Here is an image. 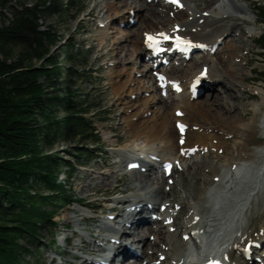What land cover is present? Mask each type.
<instances>
[{
    "label": "bare ground",
    "instance_id": "1",
    "mask_svg": "<svg viewBox=\"0 0 264 264\" xmlns=\"http://www.w3.org/2000/svg\"><path fill=\"white\" fill-rule=\"evenodd\" d=\"M129 1H132L133 8L125 7ZM225 1L228 5L222 6L225 3L223 2L212 9L217 3L215 0H177V3L170 0L142 2L109 0L107 9L111 12L113 22L122 23L121 18L119 19L122 11L120 13L119 8L125 7L123 12L126 11L130 15H127V21L138 17L137 24L141 30L140 34L131 33L122 41L114 40L109 51L112 54L117 52L119 44L129 42L130 37H134V42L131 43L130 63L137 69L138 60L148 59L149 65L143 69L144 71L139 69L143 72H137L138 69L130 70V74L135 73L139 77L148 78L147 83L137 87V90L129 89V84L133 80L123 84L116 81L114 84L113 92L117 93L127 111L124 124L128 136L132 142L139 143L135 149L125 146L115 152L119 164L114 165L126 164V169L122 173L130 174L134 183L138 185H134L133 188L137 192L135 195H130L126 199L124 196L123 198L111 196L105 201V206L98 207L102 212L104 211L102 209L110 210L114 206H127L122 213L114 212L113 217L103 215L104 218L100 219L104 232L108 234L102 236L98 244L97 252L103 254L99 264H114L118 259L128 258L125 254L122 255L127 252L121 245L123 240L129 241L131 246H135V250L142 246V250L133 257L140 261L144 256L142 264H192L195 257L193 252L189 251L188 244L197 238L208 241L210 237L228 226L233 227V231L230 232L231 237L226 245L223 244L227 249L225 254L227 259L225 256L205 259L203 264H264V87L263 85L255 87L253 92L258 95L259 101L248 110L231 94L239 88L238 84L245 82L243 74L240 75L243 66L237 70L234 62L240 57L230 53L225 60L218 59L217 62L214 59L217 52L224 48L222 46L229 37L232 35L233 38V34H237L241 27H250L248 23H255L256 17L251 13L247 0ZM178 4L183 8L181 11L177 9ZM230 8L233 11L231 13L228 12ZM171 14L172 20L169 17ZM159 33L179 35L191 42L193 44L191 49L201 56L200 61L194 60L196 64L193 62L186 67L185 64L193 59V54H177L176 48L170 42L162 45L170 50L156 55L147 48L145 41L146 34L155 36ZM241 40L239 39V42ZM115 46L117 47L114 48ZM228 49L241 51L240 48L232 46ZM124 51L125 49H122L119 51L121 53L116 55L121 56ZM162 60H166L169 65L163 66ZM119 61L121 64L124 63L122 59ZM196 67H199V72H195ZM160 68L161 71L157 72ZM202 70L207 71L205 80L199 77ZM124 71L123 69L122 72L125 74ZM158 76L165 77L162 81L164 89L159 86ZM197 80L200 83L195 90H201L199 94L193 91V84ZM136 82L140 84L139 81ZM205 83L209 84L208 87L204 85ZM215 85L225 89L224 95H221L223 92L216 96L209 95L205 104L199 103L198 98L200 99L204 92L213 90ZM149 92H153L154 96L143 99L144 102L140 105L138 99L131 100L132 95L137 93L146 95ZM163 92H166L164 96ZM157 104H163L162 108L151 112ZM150 112L149 118L145 116ZM178 112L181 113L180 116L177 115ZM177 124L186 127L182 134L176 128ZM261 137L263 141L260 140ZM180 140L184 141L183 145L178 144ZM200 151H209L210 156L203 154L200 161H195L197 157L192 159V163H186L190 160L189 156ZM204 159L214 161L219 166L212 167L211 162ZM167 163L174 166L172 174L166 178L164 170L159 176V165ZM130 164H137L138 169L127 170ZM208 174L211 175L208 177V189L199 191L195 186H190L192 182H203V178ZM237 174L241 177H236ZM174 175L180 176L177 183L180 195H184L192 204L176 202L175 193L168 188L169 185H173ZM107 182L108 180H105L103 183H110L108 186L111 188L117 184L115 176ZM164 189L167 192H164ZM99 191L100 189H96L95 193ZM156 194L158 199L163 200L158 206ZM151 195H154L153 200ZM261 201L262 206L259 209ZM156 207L158 213H155ZM145 208L151 210L149 212L151 215L145 217L144 223H137L141 216L140 211ZM152 214H156L157 217H152ZM176 214H179L181 219L175 222ZM186 214H189L187 218L189 222L184 221ZM119 215L120 220H116ZM108 222H114V225ZM178 226L182 228L180 236L183 245L174 242V237L170 234ZM125 235L130 237L124 239ZM150 236L154 238L151 240ZM81 237L84 238L83 235ZM184 237L187 239H183ZM145 239L148 243L143 241ZM91 241L96 244L94 240ZM157 244L160 248L155 251L154 246ZM106 245L112 247L110 252L109 249H105ZM247 246L249 250L246 253ZM106 252L109 253L104 255ZM246 254L249 258H246ZM256 254L260 262L256 259ZM138 263L141 264L133 261L129 264Z\"/></svg>",
    "mask_w": 264,
    "mask_h": 264
},
{
    "label": "rangeland",
    "instance_id": "2",
    "mask_svg": "<svg viewBox=\"0 0 264 264\" xmlns=\"http://www.w3.org/2000/svg\"><path fill=\"white\" fill-rule=\"evenodd\" d=\"M142 1L143 0H141V2ZM215 1L217 3L215 2L216 4L213 5L212 9L221 5L223 2L225 3H223L222 6L224 4L228 5L225 0ZM247 1L250 4L249 7L251 13L256 17V22L248 23V26L250 27H241L237 34H233V38L231 35L226 44L222 46L224 48L221 47V51L219 50L220 52H217V56L215 55L214 59L218 62L219 60L228 57L230 53L233 56L238 55L240 57L239 60L237 58L234 62L237 70L241 69L243 66V72H240V75L243 74L245 82L238 84L239 88L231 94L241 102V105L249 110L252 105L259 101L258 95L253 92L255 87L261 85L264 87V79L262 76V73L264 72L263 53L257 47L260 36L264 34V26L260 24V18L256 11L257 4L262 3V0ZM24 2H26V5H29V2ZM108 4L109 0H78V6L82 9V12L78 14V16H76V11H73L65 19L66 22H60L56 19H51L48 22V24L56 29L62 40L59 43V47L56 49V55L59 56L58 62L60 64L64 63L62 53L68 44L77 43L81 46L85 43L81 60H84V57H87V68H85L87 71V78L84 80H77L75 82V89L73 87L71 89L77 91L78 101H81L84 95H88L89 102L97 109L96 111L91 112L88 116L96 121V129L101 135V142L98 147H87L84 144L78 143L75 145L58 144L55 148L47 150L56 158L58 157L61 159L62 166L60 169L62 170H60V180L65 182L71 202L67 207L59 209V213L54 216L53 221L56 224L55 226L50 225L48 228H45V230L40 231L37 243L29 244L25 242V244H23V247L27 250V252L23 253L21 256L23 264H85L84 260L86 258L99 260L102 255L94 256L91 253L97 251L102 236L108 234V232H104L103 224L100 222V219L104 218L102 217L103 215L113 217L115 214L106 209H102L104 211L101 212L98 207H100V205L105 206V201L108 200V197L115 196L123 198L124 196V199H126L130 197V195L132 196L137 193L133 188L135 187L134 185L138 184L134 183V179H132L130 174L126 175L122 173L126 169V164H122L121 166L114 165L116 161L114 155L115 152L125 146L135 149L139 143L136 141L132 142L128 136V130L126 124H124L125 119L127 118V111H125V107L117 93L113 92V88L116 81L123 84L128 80H133V82L129 84V89L135 91L143 85V83L146 84L148 78L139 77L138 74L136 75L135 73L130 74V70L135 69L134 67H136L131 64L129 60L131 55V43L132 41L134 42V37H130L129 42L119 44L120 46L118 47L119 49L117 52L112 54L109 50L112 48L114 40L119 41L121 39L122 41L131 33L140 34L141 30L140 26L137 24L139 18H131L128 22L127 19L130 15H128L126 11L123 12V8L125 7L128 8L131 6V8H133L132 1H129L125 7L119 8L120 13L122 11L119 15V19L121 18L122 23L112 21L110 17L111 12L107 9ZM177 9L181 11L183 8L177 6ZM231 10L232 9L230 8L228 12H233ZM5 14L10 18L7 13ZM169 17L172 20L173 14L169 15ZM127 23H129V25ZM250 34L251 36H249ZM137 36L140 37L139 35ZM239 39L242 40L239 42ZM230 46L233 48L238 47L241 51L230 50L228 49ZM116 47L117 46L114 48ZM214 48H216V46ZM122 49H125L122 55H116V53H121L119 51ZM200 57L201 56H199L198 53L193 52V59L187 62L185 66L192 65L193 62H195L194 60L200 61ZM119 59L124 60V63L121 64ZM147 60L148 59L138 60L139 68L137 66L138 70H135H137V72H143V69L149 65ZM35 65H38V63H35ZM76 68H78V66H76ZM123 69L125 70V74L122 72ZM78 70L80 69L78 68ZM195 70V72L200 71L199 67H196ZM158 71H161V68L158 69L157 72ZM157 72H155V74ZM204 72L205 71L202 70L199 74L201 80L207 78V72ZM134 81H139L140 84H137V82L135 83ZM182 82H184V80ZM204 85L208 87L209 84L207 85L205 83ZM210 85L212 86V84ZM225 92V89L219 88L218 85H215L213 90L204 92L203 96L200 99L198 98V101L201 104H205L211 95L216 96L221 93V95H224ZM165 94L166 92L162 93L163 96ZM152 96H154L153 92H149L146 95L137 93L132 95L131 100L135 98L138 99V104L140 105L141 102H144L145 99H149ZM162 105L163 104H157L151 109V112L152 110H159L162 108ZM151 112L145 114V116L149 118ZM111 132H113V134ZM262 138L263 137L260 138L261 141H263ZM178 144L181 145L180 143ZM86 148L89 149L90 153L89 157L84 160L86 157L83 158L82 154L85 153V150H87ZM203 154L210 156L209 151H200L195 155L189 156L190 160L186 161V163H192V159L197 157L198 159L195 161H200ZM204 160L209 161V159ZM64 161L66 162L64 163ZM68 165L73 166V170L67 168ZM211 166L218 167L219 164L212 161ZM139 171L140 170H138L137 173H139ZM162 172L163 166L159 165L158 175L161 176L163 174ZM114 176L117 180V184L111 188L108 186V184H110L108 182H110L111 178H114ZM209 176L211 175L208 174L205 176L203 182L190 183V186H195L199 191L208 189ZM179 177L180 176L174 175L172 180L173 185H169L168 188H171L172 193H175L177 203L182 201L187 205H190L192 202L185 198L184 195H180V190L177 186V183L179 182L178 180H180ZM105 180H108V184L103 183ZM97 185L100 187H97ZM96 189H100V191L95 193ZM164 192L167 191L164 189ZM41 194H44V191H41ZM151 196L153 200L154 195ZM155 196H157V194ZM171 196L172 194L170 192V198ZM261 198H259V200H261ZM81 201L84 203H81ZM162 201L161 198L158 199V202L156 200V206ZM168 203L169 202H167V204ZM79 205H83L84 208ZM261 206L262 201L259 202L258 208L260 209ZM107 208L109 207L107 206ZM121 208L127 209V206H121ZM156 208L155 213H158V207ZM47 210H51V208L49 207ZM174 211L176 210L174 209ZM116 213H122V210L117 209ZM148 215L150 216L151 214ZM154 215L157 216L156 214ZM179 218L181 219L179 214H176L175 222L178 221ZM187 218H189V214L184 215V221L189 222L190 220ZM116 220H120V215L116 217ZM108 223L114 225V222ZM175 229H178V231H175ZM181 230L182 228L178 226L174 228L173 231L171 230L172 232L170 234L174 237V242H179L183 245L184 243L180 236ZM81 235H83L84 238H82ZM128 237L130 236L125 235L124 239H128ZM153 238V236H150L151 240ZM91 239L94 240L96 244H93ZM143 241L148 243V240L146 239ZM135 244H137V242ZM154 248L155 251H157V248H160V246L157 244ZM161 251L163 252L164 250L161 249ZM144 252L145 250L143 251V254ZM56 253H58L60 257H58ZM77 257L80 258L79 261H76ZM256 259H259L257 254ZM143 260L144 256L140 261L134 259L133 262L141 263ZM116 263L129 264L131 261L130 259H118L114 264Z\"/></svg>",
    "mask_w": 264,
    "mask_h": 264
},
{
    "label": "trees",
    "instance_id": "3",
    "mask_svg": "<svg viewBox=\"0 0 264 264\" xmlns=\"http://www.w3.org/2000/svg\"><path fill=\"white\" fill-rule=\"evenodd\" d=\"M73 11L82 12L78 0H0V264H23V244L37 243L40 231L55 226L54 216L71 202L60 180L61 159L47 150L101 142L88 116L97 109L88 95L78 101L74 91L75 82L87 78L84 44H68L60 64L62 40L48 24L66 22ZM256 11L264 26V0ZM258 42L264 62V34Z\"/></svg>",
    "mask_w": 264,
    "mask_h": 264
},
{
    "label": "snow or ice",
    "instance_id": "4",
    "mask_svg": "<svg viewBox=\"0 0 264 264\" xmlns=\"http://www.w3.org/2000/svg\"><path fill=\"white\" fill-rule=\"evenodd\" d=\"M170 2L177 3V0H170ZM176 31H178V28ZM145 42H146L147 48L152 50L154 53H162V52L170 50V49H165L162 46L165 42L172 43L176 49H178L180 51H184V52L189 51L193 47V44L191 42L184 40L179 35L170 36L169 34H166V33H159L155 36H153L152 34H146V41ZM159 79L161 81H164L165 77L161 76V77H159ZM199 83H200V81L197 80L193 84V91H195V89L199 85ZM161 86L164 87L163 84ZM177 91H179V88H177ZM177 115L180 116L181 113L178 112ZM178 127L180 128L181 132L184 131V128L182 125H179ZM181 143H183V141H181ZM172 167H173L172 164L167 165L168 170H171ZM225 259H227V257H225Z\"/></svg>",
    "mask_w": 264,
    "mask_h": 264
}]
</instances>
